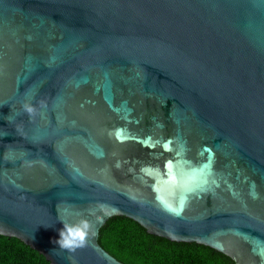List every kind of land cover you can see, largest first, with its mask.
Returning <instances> with one entry per match:
<instances>
[{"label": "water", "instance_id": "95a60500", "mask_svg": "<svg viewBox=\"0 0 264 264\" xmlns=\"http://www.w3.org/2000/svg\"><path fill=\"white\" fill-rule=\"evenodd\" d=\"M115 216L264 264V0H0V234L126 264Z\"/></svg>", "mask_w": 264, "mask_h": 264}, {"label": "trees", "instance_id": "16d2710c", "mask_svg": "<svg viewBox=\"0 0 264 264\" xmlns=\"http://www.w3.org/2000/svg\"><path fill=\"white\" fill-rule=\"evenodd\" d=\"M99 242L126 264H235L231 257L209 246L150 234L138 222L122 216L107 221ZM0 264L51 263L20 239L0 234Z\"/></svg>", "mask_w": 264, "mask_h": 264}, {"label": "clouds", "instance_id": "9594fccd", "mask_svg": "<svg viewBox=\"0 0 264 264\" xmlns=\"http://www.w3.org/2000/svg\"><path fill=\"white\" fill-rule=\"evenodd\" d=\"M88 227V225L85 223L84 224V228L86 229ZM67 232H68V236L71 238H67L65 237L62 241L64 246H70L72 243H74L76 238H79L81 240V242L84 239L85 236V232L80 230L79 228L77 229H73V228H67ZM61 236L64 237V232L61 231Z\"/></svg>", "mask_w": 264, "mask_h": 264}]
</instances>
